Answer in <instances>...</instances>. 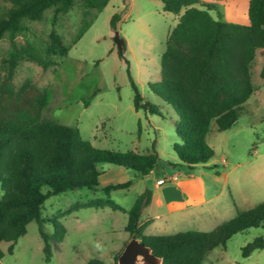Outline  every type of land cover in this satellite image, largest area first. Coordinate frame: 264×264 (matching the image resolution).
<instances>
[{
  "label": "rangeland",
  "instance_id": "obj_1",
  "mask_svg": "<svg viewBox=\"0 0 264 264\" xmlns=\"http://www.w3.org/2000/svg\"><path fill=\"white\" fill-rule=\"evenodd\" d=\"M249 2L201 0V5L211 9L212 16L222 22L246 25ZM8 7L9 4L0 1V8ZM84 12L85 8L78 2L68 14L58 16L55 27L52 9L41 22H27L28 31L16 39L18 47L30 44L44 54L50 33L55 29L71 50L65 58H54L59 66L48 70L36 63L21 61L14 85L19 88L31 81L38 88L46 89L48 99L42 120L77 127L95 148L158 157L148 176L104 165L101 189L131 181L130 188L111 193V198L129 212L146 189L155 190L158 179H166L164 188L179 187L182 198L173 199L172 210L177 212L185 201L189 210L181 211L185 215L182 219L207 221L169 225L163 231L168 235L189 230L212 231L236 216L235 204L245 211L264 202V49L258 50L253 64L254 96L242 106L237 122L224 132H219L216 123H212L207 142L214 149L215 158L206 167L175 168L169 163H178L173 151V145L179 142L174 131L176 115L172 107L153 93L150 85H157L160 79L161 58L169 33L179 18L165 12L161 0H111L101 13L92 11L88 15L87 21L92 25L75 43L83 26ZM115 14L121 15L116 30L111 27ZM116 32L125 41L123 56L114 41ZM11 49L5 36L0 41V69ZM129 73L143 98L158 107L165 120L135 110ZM101 189L98 193L80 189L51 197L45 202L42 214L51 217L77 201L105 196ZM156 193L160 195L161 189ZM161 205L154 203L144 208L140 221L177 218V215L157 216L162 211ZM127 218V213L110 208H87L65 217L62 222L67 234L62 243L53 247L50 262L45 261L39 226L32 222L13 254L8 253V243H0L4 252L2 264H88L94 259L114 264L116 255L131 240L125 231ZM44 229L49 235L53 233L49 224ZM262 235V229L238 233L225 248L212 251L203 264H264V250L246 259L242 256V248Z\"/></svg>",
  "mask_w": 264,
  "mask_h": 264
},
{
  "label": "trees",
  "instance_id": "obj_2",
  "mask_svg": "<svg viewBox=\"0 0 264 264\" xmlns=\"http://www.w3.org/2000/svg\"><path fill=\"white\" fill-rule=\"evenodd\" d=\"M0 1L10 5L0 8V41L8 36L12 48L0 69V243L9 244V254L14 253L19 239L27 234L28 225L36 222L44 244L45 261L50 262L53 247L62 243L67 234L62 219L87 208H110L127 213L125 231L131 239L138 238L149 246L164 264H203L212 251L225 248L234 235L250 229L264 230L262 202L245 211L235 204L236 216L209 232L189 230L147 235L145 230L152 220L141 223L140 219L143 209L152 203V191L146 189L126 212L111 198V193L130 188L132 182L101 189L100 178L105 174L104 165L148 176L158 157L97 149L82 137L77 127L42 120L48 99L46 89L38 88L31 81L19 88L14 85L21 61L27 60L48 70L59 66L54 58H65L71 50L55 29L50 33L44 54L30 44L18 47L16 39L28 31L27 22H41L52 9L55 27L58 16L68 14L80 2L85 12L77 43L92 25L87 21L88 15L92 11L101 13L111 0ZM161 1L165 12L179 17L161 58L160 79L157 85H150L153 93L172 107L176 115L174 131L179 142L173 145V151L178 163L169 164L189 170L206 167L216 156L207 142L212 123H216L219 132L230 129L237 122L242 106L254 96L253 64L258 50L264 49V0H250L246 25L214 18L211 9L203 8L201 0ZM120 19V14L112 17L114 30ZM128 77L135 93V110L165 120L160 109L143 98L130 73ZM80 189L93 193L101 189L105 196L95 195L51 217L43 216L42 210L49 198ZM47 224L53 227L51 235L45 232ZM124 248L116 255L114 264H118ZM262 250L264 235L245 245L242 256L246 259ZM3 257L0 247V264ZM88 264L106 263L94 259Z\"/></svg>",
  "mask_w": 264,
  "mask_h": 264
},
{
  "label": "crops",
  "instance_id": "obj_3",
  "mask_svg": "<svg viewBox=\"0 0 264 264\" xmlns=\"http://www.w3.org/2000/svg\"><path fill=\"white\" fill-rule=\"evenodd\" d=\"M179 18V17H178ZM159 180V179H158ZM167 183L163 184V185H157V181L155 183V190H151L152 191V203L149 205V206H152L154 203L155 204H163L162 207V211L159 212V214L157 216H161V214H164L165 216H168V215H177V218L176 219H143L141 220V223H145L147 221H150L152 220V223L147 227V229L145 230V233L147 235H168L166 234L165 231L166 228L171 225V226H176V225H182V223H188V222H197V223H206V219H182L185 215H183L181 213L182 210H189L187 207H188V203H186L184 201V203L181 204V209H179L177 212L176 211H173L172 210V201H174L173 199L174 198H182V192L180 190L179 187L176 188H173V187H167V188H164V186L166 185ZM169 186H172V185H169ZM173 188V189H172ZM161 189V194L157 195L156 193V190H160ZM175 201H179L178 200H175ZM190 206V205H189ZM164 208V210H163ZM173 211V212H172ZM157 218H160V217H157ZM206 220V221H205ZM160 221V222H159ZM154 230V231H158L157 233L156 232H151L150 230Z\"/></svg>",
  "mask_w": 264,
  "mask_h": 264
},
{
  "label": "water",
  "instance_id": "obj_4",
  "mask_svg": "<svg viewBox=\"0 0 264 264\" xmlns=\"http://www.w3.org/2000/svg\"><path fill=\"white\" fill-rule=\"evenodd\" d=\"M114 41L120 53H123L125 41L120 38L118 32L115 34ZM118 264H164V262L140 239L132 238L119 256Z\"/></svg>",
  "mask_w": 264,
  "mask_h": 264
},
{
  "label": "built area",
  "instance_id": "obj_5",
  "mask_svg": "<svg viewBox=\"0 0 264 264\" xmlns=\"http://www.w3.org/2000/svg\"><path fill=\"white\" fill-rule=\"evenodd\" d=\"M166 183V179H160L157 181V185H163Z\"/></svg>",
  "mask_w": 264,
  "mask_h": 264
}]
</instances>
